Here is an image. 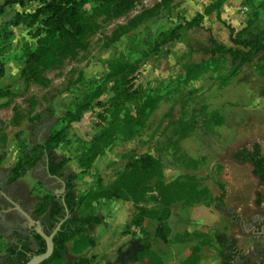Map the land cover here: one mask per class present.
<instances>
[{
	"label": "rangeland",
	"instance_id": "rangeland-1",
	"mask_svg": "<svg viewBox=\"0 0 264 264\" xmlns=\"http://www.w3.org/2000/svg\"><path fill=\"white\" fill-rule=\"evenodd\" d=\"M228 25L242 39L264 31V0H0V187L20 170L44 221L61 183L27 164L51 136L84 197L79 216L101 218L77 236L91 250L71 241L61 264H114L149 242L135 264H222L219 234L261 262L264 234L250 224L264 220V185L233 154L255 142L264 152V59L231 75L229 55L206 54L212 35L240 49ZM10 206L0 193V261L25 236L9 231L24 221Z\"/></svg>",
	"mask_w": 264,
	"mask_h": 264
},
{
	"label": "trees",
	"instance_id": "trees-1",
	"mask_svg": "<svg viewBox=\"0 0 264 264\" xmlns=\"http://www.w3.org/2000/svg\"><path fill=\"white\" fill-rule=\"evenodd\" d=\"M221 2H223V0H218V4H221ZM228 27L230 29V42L234 46H239L240 49L219 43L212 35L209 39L212 48L205 50V53L213 56L229 55L233 65L230 74L235 75L245 64L251 63L254 57L262 54V59H264V31L261 30L248 38L242 39L234 35L233 27L230 25H228ZM42 52L43 51L40 47L36 48L33 53L29 54L27 61L42 55ZM261 93L264 96V88ZM50 137L44 138V140L40 141L41 150L33 160L27 164V167L32 168L37 163L43 162L47 165L51 176H57L65 181V193L59 197L55 195L53 196L47 217L42 221L44 232L47 235H50L56 229L57 225L65 219L53 238L54 250L52 255L47 260L40 263L61 264L69 250V242H73V249L71 251L75 254L82 253L84 249L94 245L92 237L87 236L84 238V242H82L79 241L80 239H78L77 236H86V232L93 230L101 223V218L94 215L85 217L79 216V209L83 203L84 197L82 196L78 199L75 198L73 189L76 175L71 174L64 178L65 174L63 168L65 166V160L55 153V148L58 144L57 139L53 137H51V139ZM233 159L239 163H249L252 165L253 175L257 176L260 182L264 185V153L262 152L259 143H254L252 149L243 147L237 150L233 154ZM19 171L13 175L11 181L14 182L19 178ZM147 174V167L145 165L133 169L128 175L130 186L138 187L141 185L145 181ZM255 202L258 205L262 204L264 202V193H258ZM159 230L160 229H158V231ZM30 239L34 242L33 246ZM215 240L221 249L220 254L222 257V264H254L247 255L242 253V250L238 247L236 238L219 234L215 237ZM150 250V242L146 245H141V248L136 255L135 262L139 260L138 255L140 253H145ZM45 251L46 241L38 233L31 231L29 235H21L14 240L13 245L9 246L6 250V256L0 261V264H26L32 256L42 254ZM261 256L262 260L259 264H262L264 261V242L262 244ZM94 263L93 258L80 257L74 263L66 264ZM152 264H155V262Z\"/></svg>",
	"mask_w": 264,
	"mask_h": 264
},
{
	"label": "flooded vegetation",
	"instance_id": "flooded-vegetation-1",
	"mask_svg": "<svg viewBox=\"0 0 264 264\" xmlns=\"http://www.w3.org/2000/svg\"><path fill=\"white\" fill-rule=\"evenodd\" d=\"M38 164V163H37ZM36 164V165H37ZM47 165L45 164V170L47 173ZM48 177H50L47 174ZM52 179H55L53 177H50ZM66 178V177H64ZM62 179V178H60ZM64 181V179H62ZM58 181V180H57ZM60 182V181H58ZM61 183V182H60ZM65 183V181H64ZM63 183H61V189L57 190L55 192V196H61L65 193L66 191V184H65V190L63 191ZM23 190L17 185V183L14 181H10L9 183H7L5 186H1L0 187V193L2 194V196L6 199V201L8 203H10V207L8 209L3 210V212L6 213H18L19 215H21V217L24 218V221L22 223L20 222H16L13 225H10L11 227L9 228V231H11L12 233H19V232H24L25 235H29L31 231H35L34 230V226H30L29 225V221H27V218L25 217L23 212L28 213L32 219H34L35 221L40 222V224L42 225V221H39L38 219L34 218V209L33 212L30 211L32 208V205L26 204V197H24L23 195ZM31 205V206H30ZM19 206L22 211H20V209L17 207ZM68 216V215H67ZM0 220H1V216H0ZM251 225V229L252 232L254 234H257L259 236L264 234V220L259 219V220H254L253 223L250 224ZM258 236V237H259ZM17 237H15L14 240H16ZM141 248V245L133 243L131 245V247L123 254L119 255L118 260L114 263V264H135V258L136 255L138 253V250Z\"/></svg>",
	"mask_w": 264,
	"mask_h": 264
},
{
	"label": "water",
	"instance_id": "water-1",
	"mask_svg": "<svg viewBox=\"0 0 264 264\" xmlns=\"http://www.w3.org/2000/svg\"><path fill=\"white\" fill-rule=\"evenodd\" d=\"M47 168V167H46ZM47 174L50 176V177H53L55 178L56 180L60 181L61 183H63V191L65 190V183L62 179H60L59 177L57 176H51L49 171H48V168H47ZM20 211H22V209L17 206ZM66 211H67V208H66ZM23 212V211H22ZM25 217L27 218V221H29V225L30 226H34V230L36 233H38L45 241H46V251L42 254H39V255H34L31 257V259L26 263V264H40L42 263L44 260H47L53 253V250H54V242H53V238L55 236V234L58 232V230L60 229L62 223L64 222V220H62L56 227V229L53 231V233H51L50 235H47L44 230H43V227L42 225L40 224V222L38 221H35L34 219H32V217L26 213V212H23ZM67 215H68V211H67ZM264 264V261L263 263Z\"/></svg>",
	"mask_w": 264,
	"mask_h": 264
},
{
	"label": "crops",
	"instance_id": "crops-1",
	"mask_svg": "<svg viewBox=\"0 0 264 264\" xmlns=\"http://www.w3.org/2000/svg\"><path fill=\"white\" fill-rule=\"evenodd\" d=\"M252 62H253V61H252ZM252 62H251V63H252ZM251 63H248V64H251ZM244 66H245V65H244ZM244 66H243V67H244ZM255 143H259V142H255ZM259 144H260V143H259ZM253 145H254V144H253ZM260 146H261V144H260ZM252 147H253V146H252ZM248 148H249V147H248ZM262 148H263V146H261V149H262ZM249 149H252V148H249ZM262 152H263V151H262ZM263 153H264V152H263ZM251 167H252V165H251ZM263 193H264V192H263ZM263 203H264V202H263ZM91 236H92V235H91ZM88 250H91V247H89ZM86 252H87V249H86ZM85 254H86V253H85ZM85 257H87V256H85ZM192 258H193V257H192ZM187 261H188V260H186V262H187ZM194 261H195V260L193 259L192 262H194ZM186 262H185V263H186ZM187 264H188V263H187Z\"/></svg>",
	"mask_w": 264,
	"mask_h": 264
}]
</instances>
